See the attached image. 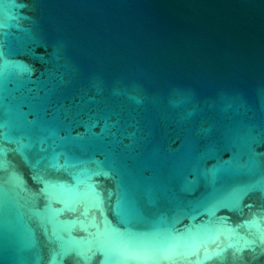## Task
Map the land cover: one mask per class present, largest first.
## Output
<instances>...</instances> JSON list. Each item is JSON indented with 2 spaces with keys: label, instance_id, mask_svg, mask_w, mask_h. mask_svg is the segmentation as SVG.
<instances>
[{
  "label": "water",
  "instance_id": "1",
  "mask_svg": "<svg viewBox=\"0 0 264 264\" xmlns=\"http://www.w3.org/2000/svg\"><path fill=\"white\" fill-rule=\"evenodd\" d=\"M0 264H264V0H0Z\"/></svg>",
  "mask_w": 264,
  "mask_h": 264
}]
</instances>
